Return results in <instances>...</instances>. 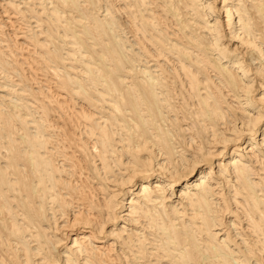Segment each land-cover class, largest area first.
Listing matches in <instances>:
<instances>
[{"label":"bare ground","instance_id":"1","mask_svg":"<svg viewBox=\"0 0 264 264\" xmlns=\"http://www.w3.org/2000/svg\"><path fill=\"white\" fill-rule=\"evenodd\" d=\"M0 264H264V0H0Z\"/></svg>","mask_w":264,"mask_h":264}]
</instances>
